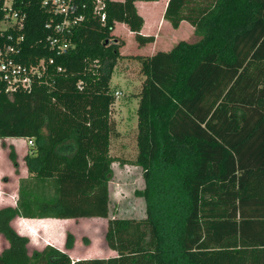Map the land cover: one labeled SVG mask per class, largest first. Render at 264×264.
Listing matches in <instances>:
<instances>
[{"label":"trees","instance_id":"1","mask_svg":"<svg viewBox=\"0 0 264 264\" xmlns=\"http://www.w3.org/2000/svg\"><path fill=\"white\" fill-rule=\"evenodd\" d=\"M139 1L159 0H105V22L89 3L61 52L41 1L25 0L19 61L45 60L48 71L31 93L10 97L0 82V142L34 143L17 206L0 209L9 243L0 264H264V0H169L164 19L174 29L189 23L196 41L136 57L145 80L135 164L145 188L135 194L145 214L112 216L110 86L122 46L113 32L121 23L139 46L154 42L141 35ZM9 159L18 170L14 149ZM18 217L105 219L117 256L73 262L50 245L30 251L12 226ZM74 244L67 234V250Z\"/></svg>","mask_w":264,"mask_h":264},{"label":"rangeland","instance_id":"2","mask_svg":"<svg viewBox=\"0 0 264 264\" xmlns=\"http://www.w3.org/2000/svg\"><path fill=\"white\" fill-rule=\"evenodd\" d=\"M165 1L161 0V5ZM128 33L129 31L123 26H119L115 33L117 35L115 39L122 38L125 45L121 50L123 58L118 61L113 71L110 86L113 94L121 92L122 95L119 97L115 96L116 102L112 108L111 115L118 135L113 136L111 139L110 155L116 162L112 166L114 174L109 188L112 201V216L141 219L145 214V202L135 193L145 188V181L142 169L136 166L135 161L138 154V95L141 92L140 86L145 78L139 72L138 66L134 61L135 58L131 56L142 54L141 52H143L144 48H139L135 38L128 35ZM173 40L174 42L176 40L190 42L191 37L188 30H181L175 34ZM146 51H151V48H147ZM11 140L0 142L1 173L3 172V161L6 168H8L9 164H13L8 158L11 150L9 144L17 146L19 152L27 148V140ZM32 148L33 146H28L27 150L31 151ZM17 161L20 168L24 166L21 158H18ZM107 224L108 221L105 219L60 220L55 221V223L44 221L41 222L43 228L40 233L36 232L25 236L30 239L29 248L30 251H33L43 249L47 243H52L53 246L55 245L54 247L60 244L63 246V241L66 244L67 234L71 233L75 237L74 251L71 254L73 261L76 262V258L83 260L84 257L106 259L117 256L115 252H110L105 242ZM2 241L0 237V251L2 250ZM63 248L66 250L65 247Z\"/></svg>","mask_w":264,"mask_h":264},{"label":"built area","instance_id":"3","mask_svg":"<svg viewBox=\"0 0 264 264\" xmlns=\"http://www.w3.org/2000/svg\"><path fill=\"white\" fill-rule=\"evenodd\" d=\"M40 1L49 16L46 28L54 34L48 40L53 48L58 47L61 52L69 49L64 38L85 20L89 3L93 5L94 15L102 22L106 20L105 0ZM27 20L25 0H0V82L10 97L18 92L31 93L35 83L41 81V77L48 71L45 60H38L31 65L19 61ZM121 95V92L115 93L116 97ZM28 145L32 147L33 141L28 140Z\"/></svg>","mask_w":264,"mask_h":264},{"label":"crops","instance_id":"4","mask_svg":"<svg viewBox=\"0 0 264 264\" xmlns=\"http://www.w3.org/2000/svg\"><path fill=\"white\" fill-rule=\"evenodd\" d=\"M112 1L124 2V0H112ZM160 2H161V0H159L157 2H140V1L136 2L137 11H138L139 15L144 19V22H145L144 26L141 30V35L143 37H153L154 38L153 43L147 44L146 46H142V47L138 45L139 48H144L142 50L143 52H141L142 54H137L135 56H131L132 58H135V60L134 59L133 60L135 61L136 65L138 66V70L140 73H141V64H140L139 60L136 59V57H152L157 52H169V51H171L175 45H177L179 42H181L180 40H176L177 42L176 41L174 42V40H173L175 37V34H177V32H180L181 30L182 31L188 30L190 37H191V41L188 43H193L196 41V37L194 35V28L189 23L182 22L178 29H174L171 26V24L164 19V15H165L169 0H166L165 3L162 5ZM119 26L125 27L129 31L128 35L135 38V34L129 30L127 25L121 24V23L116 24L115 30L113 32L114 37H117V35L115 33H116V29ZM114 41L117 42L118 44L119 43L122 44V46L120 48V54H121V50L125 45L124 41L122 40V38H116ZM182 41H184V40H182ZM147 48H151V51L147 52L146 51ZM121 58H123L122 54H121ZM121 58H119V60ZM143 82L140 86L141 90H142ZM138 97H139V95H138ZM11 139H16V138H9L6 140H11ZM6 140H4L2 142H6ZM28 146L29 145H28V140H27V148H28ZM9 148L15 150V152L17 154V158H21L23 160L24 166L21 168L19 166L18 170H17L14 166H12L13 164L12 165L9 164L8 168H6L4 165V161H3V166H2L3 172L2 173H1V167H0V209L17 206L18 199H19V189H20L21 181L29 179V176H30L28 169H27V166H26V163H25V157L29 153H31V151H28L26 148L25 150H22L21 152H19L17 150V146H15L14 144H9ZM1 158L2 157L0 154V162L2 160ZM8 158H9V155H8ZM10 162H11V160H10ZM44 221H52L53 223H55V221H60V220H58V219H30V218L18 217L12 221V226L20 235H22V236L28 235L29 236L30 234H35L36 232L40 233L41 229L43 228V226L41 225V222H44ZM0 237L3 240L2 246H1L2 250L0 251V253H2L5 249H7L9 247V243L2 236H0ZM48 245L53 246L52 243H49V244L47 243V245H45V247ZM56 246L57 247H55V248H58L59 250L66 252L73 259L71 254H72V251H74V248L72 250H67L66 244L64 241H63V246L61 244L56 245ZM63 247H65L66 250ZM43 249H41V250H43ZM110 252L113 253V251H111V250H110ZM87 255L89 256L88 253H87ZM88 258L94 259L93 257H84L83 260H87ZM106 259H108V258H106ZM75 260L78 261L79 259L76 258ZM73 262H75V261H73Z\"/></svg>","mask_w":264,"mask_h":264}]
</instances>
